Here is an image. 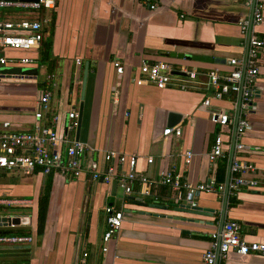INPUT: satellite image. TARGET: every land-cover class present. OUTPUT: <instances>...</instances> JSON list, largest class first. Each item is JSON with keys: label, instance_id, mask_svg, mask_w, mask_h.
<instances>
[{"label": "crops", "instance_id": "1", "mask_svg": "<svg viewBox=\"0 0 264 264\" xmlns=\"http://www.w3.org/2000/svg\"><path fill=\"white\" fill-rule=\"evenodd\" d=\"M156 1L157 8L150 10L141 0H56L55 8L45 13L54 15L52 27L44 35L50 45L47 63L39 60L40 49L0 50L7 59H32L26 67L38 73L36 79L29 77L23 82L0 81V125L10 122L13 129H31L39 96L47 89L50 111L42 124L57 116L56 132L63 137L68 113L80 115L77 130L67 135L87 145L82 158L85 163L94 160L104 171L108 166L104 153L114 151L135 156L136 174L150 181L170 172L194 185L218 179V170L224 166L226 183L231 160L220 159L213 171L208 152L219 134L230 151L234 129L231 124L215 125L210 115H232L235 106L228 100H211L209 107H202L209 96L205 87L159 90L138 86L133 79L139 77L143 62L155 61L167 63L181 75L189 71L228 73L229 60L244 56L246 44L239 22L249 18L251 8L244 0ZM262 4L263 21L256 33L264 40V0ZM1 11L6 14L5 21L37 15ZM193 56L213 62L194 61ZM115 62L123 66V74L116 73ZM254 90L250 127L241 140L244 149L231 157L264 170V49ZM170 113L181 119L170 124ZM176 128L180 135L164 134L166 129ZM148 159L152 163H147ZM126 170V166L121 168L123 173ZM48 179L52 186L46 224L38 238V198ZM133 190L125 195L116 181L106 184L86 173L68 179L59 173L44 178L0 171V197L27 201L0 209V214L23 219L14 228L0 226V233L12 230L32 236V242L22 249H0V262L80 264L86 253L85 264H203L210 234L227 220L241 225L246 242L264 244L263 177L255 189L240 190L227 199L223 193H201L193 200L194 208L189 207L182 191L139 183ZM111 212H122L123 221L118 234L104 244ZM218 264H264V258L230 252Z\"/></svg>", "mask_w": 264, "mask_h": 264}, {"label": "built area", "instance_id": "2", "mask_svg": "<svg viewBox=\"0 0 264 264\" xmlns=\"http://www.w3.org/2000/svg\"><path fill=\"white\" fill-rule=\"evenodd\" d=\"M150 10L157 8L156 0H141ZM251 8L248 19L239 22L242 36L245 39V53L241 59H230L231 70L228 73L218 71L198 72L189 71L184 75L177 73L167 63L162 61L143 62L139 68V77L133 79L138 86L150 85L162 90L175 87L181 91L192 90L196 87H205L209 96L203 101L202 107H209L211 100H228L235 106L233 114L211 112V121L219 127L232 125L234 129L233 144L229 149L224 147L221 135H216L213 145L208 152V161L211 170H216L220 159L231 160L227 182L218 184L214 179L194 185L182 182L173 173H162L155 181L148 180L145 176L135 172L137 158L114 151L104 153V161L108 164L104 171L99 168L98 162L92 160L85 163L82 158L88 151L87 145L70 139L68 133H74L78 128V114L71 111L67 115L66 135L59 137L56 132L58 117L52 116L49 122L42 124L45 115L49 113L50 91L44 89L38 99V106L34 113L36 123L29 130L20 131L13 129L10 122L0 125V171L16 173L20 176L33 177L40 174L44 178L59 173L68 179H78L89 174L93 180L102 179L106 184L116 181L125 195L133 193L135 183L145 187L161 185L176 192H184L189 200V207L194 208V198L201 193L224 194V198L232 196L240 190H252L259 185V177L264 178V170L256 165L240 160L231 155L244 146L241 140L249 129L248 115L254 106V86L260 74V55L264 49V40L256 33V28L263 21L262 0H244ZM56 0H37L36 2L0 0V11L13 9L34 14L40 11H50L55 8ZM35 16V14H34ZM47 19L27 18L16 21L0 22V50L31 51L39 50L44 39L43 26ZM33 63L32 59H7L0 55V67L8 65L26 67ZM118 75L123 74V66L113 64ZM203 77L204 83L199 79ZM48 79H52L49 76ZM0 81H3L0 78ZM203 85V86H201ZM180 135V128L166 129L165 135ZM63 148V150H62ZM231 153V154H228ZM191 157V154H187ZM147 163H152L151 159ZM127 167L125 173L121 171ZM149 192L144 193L147 196ZM27 201L0 197V209L19 206ZM123 221L122 212H111L107 217V229L103 236L106 244L120 231ZM13 228V226H9ZM32 242L30 235H5L0 234V246H27ZM208 250L203 254V264H218L226 259L230 252L241 256L258 255L264 258V244L246 242L242 236L241 225L234 220L225 221L220 230L210 234ZM106 251V249H104ZM87 254H83L80 264H85ZM0 264H21L18 262H0Z\"/></svg>", "mask_w": 264, "mask_h": 264}, {"label": "trees", "instance_id": "3", "mask_svg": "<svg viewBox=\"0 0 264 264\" xmlns=\"http://www.w3.org/2000/svg\"><path fill=\"white\" fill-rule=\"evenodd\" d=\"M2 14V16H0V21L1 20H6V18H3V15H6L4 13V11H0ZM13 15L15 14L14 12H11ZM46 11H40L37 12L35 15V18L38 19H46L47 17V23L44 24L43 26V33L45 35V33H47V31H49L52 27V18H53V14L50 15H46L45 14ZM52 13V12H51ZM49 49H50V45L48 42L45 41V39H43L42 43H41V47H40V61L41 62H45L47 63V61L50 58V53H49ZM42 85H39V87H41ZM224 176H225V172H224V166L221 167L218 170V179H215V181L218 184H223L224 183ZM51 181L50 179H48V181L46 182V184L44 185L43 189L40 192L39 198H38V206H37V237L40 238L44 232V228H45V224H46V216H47V210H48V204H49V199H50V192H51ZM1 234H5V235H30V233H25V232H15V231H3L1 232Z\"/></svg>", "mask_w": 264, "mask_h": 264}, {"label": "water", "instance_id": "4", "mask_svg": "<svg viewBox=\"0 0 264 264\" xmlns=\"http://www.w3.org/2000/svg\"><path fill=\"white\" fill-rule=\"evenodd\" d=\"M6 1H16V0H6ZM20 1H25V2H36L37 0H20ZM184 58V57H182ZM194 61H203V62H213V59L208 58V57H198V56H193L191 57ZM37 70L33 68H27V67H22V66H17V67H3V75H0V78H2L4 81H12L14 82L16 80L23 82L26 78L32 77L33 79L37 78ZM179 119H181V116L175 113H170L169 114V123L173 124L177 122ZM78 122H80V115H78ZM231 163L229 164V169H230ZM229 174V171H228ZM225 222V221H224ZM223 222V223H224ZM23 223V219L20 216H12V215H3L0 214V226H13L17 227ZM222 223V224H223ZM1 234V233H0ZM23 246H16V247H0L1 250L3 249H22ZM27 248V247H25Z\"/></svg>", "mask_w": 264, "mask_h": 264}, {"label": "rangeland", "instance_id": "5", "mask_svg": "<svg viewBox=\"0 0 264 264\" xmlns=\"http://www.w3.org/2000/svg\"><path fill=\"white\" fill-rule=\"evenodd\" d=\"M0 75L1 76L3 75V68L2 67L0 68Z\"/></svg>", "mask_w": 264, "mask_h": 264}]
</instances>
